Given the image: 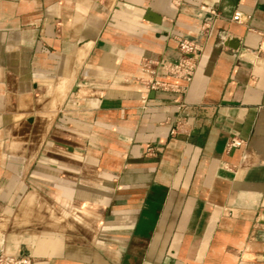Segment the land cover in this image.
I'll use <instances>...</instances> for the list:
<instances>
[{"label":"crops","instance_id":"1","mask_svg":"<svg viewBox=\"0 0 264 264\" xmlns=\"http://www.w3.org/2000/svg\"><path fill=\"white\" fill-rule=\"evenodd\" d=\"M0 250L264 264V0H0Z\"/></svg>","mask_w":264,"mask_h":264},{"label":"built area","instance_id":"2","mask_svg":"<svg viewBox=\"0 0 264 264\" xmlns=\"http://www.w3.org/2000/svg\"><path fill=\"white\" fill-rule=\"evenodd\" d=\"M214 13V10H211ZM232 19L238 22L244 20V15L240 11H235ZM177 46L180 57L175 63L165 65L167 71L176 76L190 80L194 74L197 61L201 55V46L196 39L187 36L177 37ZM151 89H167V84L153 77L142 81ZM242 145V140L232 137L228 142V149ZM0 264H35L34 259L25 253H9L0 250Z\"/></svg>","mask_w":264,"mask_h":264}]
</instances>
